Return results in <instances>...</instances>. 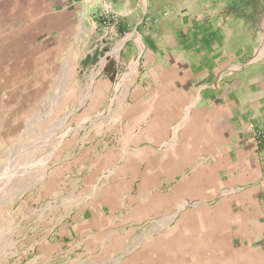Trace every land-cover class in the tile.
<instances>
[{
  "label": "crops",
  "instance_id": "0c3cea01",
  "mask_svg": "<svg viewBox=\"0 0 264 264\" xmlns=\"http://www.w3.org/2000/svg\"><path fill=\"white\" fill-rule=\"evenodd\" d=\"M109 1L106 32L103 0H0V160L71 99L121 115L20 264H264V0Z\"/></svg>",
  "mask_w": 264,
  "mask_h": 264
},
{
  "label": "rangeland",
  "instance_id": "374dc122",
  "mask_svg": "<svg viewBox=\"0 0 264 264\" xmlns=\"http://www.w3.org/2000/svg\"><path fill=\"white\" fill-rule=\"evenodd\" d=\"M109 100L71 99L63 113L43 115L42 128L31 132L33 145L19 146L16 155L13 152L10 155L8 147L4 149L0 160V264H20L31 243L37 246L35 243L49 226L45 216L58 214V207L55 210H46V207L62 203L64 196L67 199L78 194L73 178L78 169L73 168V159L62 161L63 155L75 156L83 143L102 139L110 132L106 130L108 126H116L121 121V115L101 112L100 107H106ZM113 100L116 105L117 99ZM74 102L81 104L82 109L72 113ZM58 108L62 109V102ZM37 112L32 106L21 109L23 114ZM62 167L72 171L66 179L59 174ZM66 188L69 193H65ZM70 201L66 208L75 203Z\"/></svg>",
  "mask_w": 264,
  "mask_h": 264
},
{
  "label": "built area",
  "instance_id": "2783aa9c",
  "mask_svg": "<svg viewBox=\"0 0 264 264\" xmlns=\"http://www.w3.org/2000/svg\"><path fill=\"white\" fill-rule=\"evenodd\" d=\"M100 18L103 29L106 32L112 31L118 20V13L109 0H103L100 10ZM259 134H264V129L260 130Z\"/></svg>",
  "mask_w": 264,
  "mask_h": 264
}]
</instances>
